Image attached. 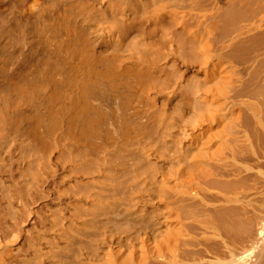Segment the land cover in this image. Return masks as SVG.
<instances>
[{"label": "bare ground", "instance_id": "obj_1", "mask_svg": "<svg viewBox=\"0 0 264 264\" xmlns=\"http://www.w3.org/2000/svg\"><path fill=\"white\" fill-rule=\"evenodd\" d=\"M0 264H264V0H0Z\"/></svg>", "mask_w": 264, "mask_h": 264}, {"label": "rangeland", "instance_id": "obj_2", "mask_svg": "<svg viewBox=\"0 0 264 264\" xmlns=\"http://www.w3.org/2000/svg\"><path fill=\"white\" fill-rule=\"evenodd\" d=\"M49 51H50V48L48 47V48H46L45 49V53L46 54H48L49 53ZM22 53V51L21 52H19L18 51V54L20 55ZM38 58H33L31 61H26L24 64H31L32 66H34L35 65V67H37V66H41L42 64H45L44 62H42L41 63V61H39V59L37 60Z\"/></svg>", "mask_w": 264, "mask_h": 264}]
</instances>
